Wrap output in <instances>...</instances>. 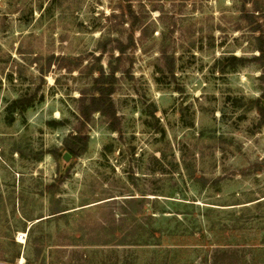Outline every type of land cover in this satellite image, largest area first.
<instances>
[{"label":"rangeland","instance_id":"obj_1","mask_svg":"<svg viewBox=\"0 0 264 264\" xmlns=\"http://www.w3.org/2000/svg\"><path fill=\"white\" fill-rule=\"evenodd\" d=\"M260 49L264 0H0V264H264Z\"/></svg>","mask_w":264,"mask_h":264},{"label":"trees","instance_id":"obj_2","mask_svg":"<svg viewBox=\"0 0 264 264\" xmlns=\"http://www.w3.org/2000/svg\"><path fill=\"white\" fill-rule=\"evenodd\" d=\"M260 54H261V57H264V49H260ZM92 101H93V110H100L99 107L101 104L112 103L111 99L109 97H107L104 93H101V92L98 93L97 96H93ZM262 109H264V108H262ZM110 117L112 118V120H115L116 119V113L113 111H112V113L110 112ZM67 151L72 156L77 155L76 148H74V147L67 146Z\"/></svg>","mask_w":264,"mask_h":264},{"label":"built area","instance_id":"obj_3","mask_svg":"<svg viewBox=\"0 0 264 264\" xmlns=\"http://www.w3.org/2000/svg\"><path fill=\"white\" fill-rule=\"evenodd\" d=\"M18 239L22 240L23 239V235L18 236Z\"/></svg>","mask_w":264,"mask_h":264},{"label":"water","instance_id":"obj_4","mask_svg":"<svg viewBox=\"0 0 264 264\" xmlns=\"http://www.w3.org/2000/svg\"><path fill=\"white\" fill-rule=\"evenodd\" d=\"M65 157H66V158H69V157H70V154H69V153H66V154H65Z\"/></svg>","mask_w":264,"mask_h":264}]
</instances>
